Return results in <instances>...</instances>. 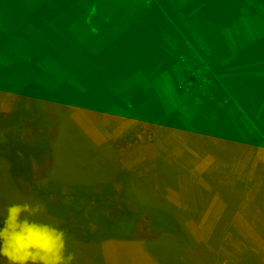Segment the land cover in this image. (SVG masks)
Returning <instances> with one entry per match:
<instances>
[{"label":"rangeland","instance_id":"1","mask_svg":"<svg viewBox=\"0 0 264 264\" xmlns=\"http://www.w3.org/2000/svg\"><path fill=\"white\" fill-rule=\"evenodd\" d=\"M47 2L27 8L20 0H0V47L7 45L0 48L6 53L0 54V110L14 109L24 86L32 81L51 92V104L55 105L54 112L45 111L57 132L52 143L54 163L45 176L36 173V184L50 190L58 188L68 198L72 188L96 191V184L111 182L114 174L123 170L131 186L128 201L134 208L140 209L137 200L150 203L177 214L183 224V234L170 241L120 244L106 239L85 244L67 233L65 256L70 258L69 264H161L158 256L166 247L175 259L186 255L190 264H264V175L258 173L255 182L249 183L239 173L252 152L241 150L238 158H232L221 149L207 150L200 135L193 136L190 148L185 129L198 126L200 131V118L184 128L179 110L153 102L152 97L160 95L155 90L158 88L145 84L110 88L107 83H120L129 72L123 68L119 43L110 49L83 47L71 37L68 24L84 12L90 0H63L57 5L55 0ZM190 25L194 34L205 31L198 13L192 15ZM46 42H50L49 47L44 46ZM10 44L19 45L26 54L14 57ZM44 49L70 68L69 80L58 81L35 66L34 60ZM192 49L190 56L183 58L184 77L178 91L182 88L189 110L201 112L205 104L214 109L209 100L218 68L210 63L212 58L204 59L195 47ZM197 65L208 67L209 85H188L190 68ZM140 75L146 80L148 71ZM107 91L117 97L112 105L118 109L117 116L126 115L129 120L124 129L108 133L105 115L113 125L116 120L109 116L111 104L103 101ZM122 106L128 111H119ZM121 142L124 145L118 146ZM223 155L230 157L228 161L222 160ZM216 195H223L227 206L206 239L204 227ZM23 202L45 206L38 193L22 192L14 185L8 162L0 156V213L6 217L10 204ZM38 219L62 229V220L46 211ZM104 255L110 258L106 260ZM0 264L7 261L0 258Z\"/></svg>","mask_w":264,"mask_h":264},{"label":"crops","instance_id":"2","mask_svg":"<svg viewBox=\"0 0 264 264\" xmlns=\"http://www.w3.org/2000/svg\"><path fill=\"white\" fill-rule=\"evenodd\" d=\"M20 1L27 8L40 3L48 4V0ZM55 1L56 5L63 2ZM146 2L90 0L84 12L70 21L68 32L71 37L82 43L78 46L110 49L119 43L124 56L123 68L129 72L122 76L120 83L111 80L107 86L123 88L145 84L158 88L155 90H158L160 95L152 97L153 102L157 105L165 103L179 110L180 115L184 117L181 120L184 128L188 127L186 123L200 118V131L197 130L198 126L196 129H185L188 134L186 144L190 148L193 146V136L200 135V142L205 144L207 150L221 149L227 151L232 158H238L237 152L241 150L252 152L251 158L243 162L239 173L244 175L249 183L255 182L258 173L264 175V0ZM196 13L206 25L205 31L197 32L198 34H194L190 28L192 15ZM165 27L173 30H161ZM174 29L178 34L174 33ZM64 41L63 36L61 43ZM49 43L46 42L44 46L49 47ZM10 46V54L14 57L22 58L23 54H26L19 45ZM193 47L204 59L212 58L210 63L218 68L217 81L211 87L214 94L210 95L209 100L216 110L209 109L206 104L202 106L201 112L189 110L184 103L185 94L181 91L182 88L178 91V85L180 87L184 77L183 58L190 56ZM57 52L61 53L59 49ZM34 63L39 70L52 75L58 81L69 80L70 68L46 49L40 51ZM144 70L148 71L146 80L140 75ZM31 83L37 84L33 81ZM117 91L120 95L123 93V90ZM115 98L117 97L107 91L103 99L106 104H111L109 116L115 117L116 120L113 125L104 113L106 126L108 125L107 133L124 129L129 121L126 115L117 116L118 109L112 106L117 103ZM123 103L121 105H124ZM125 103L129 105L128 101ZM128 109L122 106L119 111L127 112ZM229 158L223 155L222 160ZM201 187L205 189L203 182ZM214 198V207L209 209L210 214L207 215L204 227L206 239L227 206L223 195H216ZM106 241L123 244L128 240ZM104 257L106 260L107 257L110 258L105 255Z\"/></svg>","mask_w":264,"mask_h":264},{"label":"trees","instance_id":"3","mask_svg":"<svg viewBox=\"0 0 264 264\" xmlns=\"http://www.w3.org/2000/svg\"><path fill=\"white\" fill-rule=\"evenodd\" d=\"M51 101L49 90L28 83L14 109L0 110V156L8 162L14 185L22 192L38 193L47 214L62 220L66 235L85 244L106 239L170 241L182 235L183 224L177 214L140 200V209L129 203L127 190L131 186L123 170L117 171L111 182L96 184V191L71 187L68 198L58 188L36 184V173L45 176L54 163L52 143L57 132L45 115L46 110H54ZM166 248L158 256L161 264H190L186 255L175 259Z\"/></svg>","mask_w":264,"mask_h":264},{"label":"clouds","instance_id":"4","mask_svg":"<svg viewBox=\"0 0 264 264\" xmlns=\"http://www.w3.org/2000/svg\"><path fill=\"white\" fill-rule=\"evenodd\" d=\"M46 211L40 203H14L0 213V258L7 264H69L66 234L38 217Z\"/></svg>","mask_w":264,"mask_h":264},{"label":"built area","instance_id":"5","mask_svg":"<svg viewBox=\"0 0 264 264\" xmlns=\"http://www.w3.org/2000/svg\"><path fill=\"white\" fill-rule=\"evenodd\" d=\"M209 69L207 66L197 65L194 68H190V80L188 85L207 86L210 84V78L208 75ZM193 79V81L191 80Z\"/></svg>","mask_w":264,"mask_h":264}]
</instances>
